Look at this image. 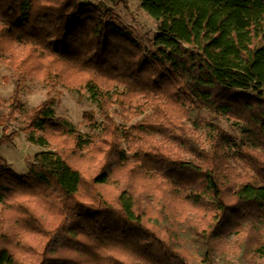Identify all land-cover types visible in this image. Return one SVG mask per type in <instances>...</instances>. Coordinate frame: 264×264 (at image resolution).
<instances>
[{
    "label": "trees",
    "instance_id": "trees-1",
    "mask_svg": "<svg viewBox=\"0 0 264 264\" xmlns=\"http://www.w3.org/2000/svg\"><path fill=\"white\" fill-rule=\"evenodd\" d=\"M136 1L144 42L108 6L0 0V58L101 119L12 91L44 149L23 175L0 156V264H264V0Z\"/></svg>",
    "mask_w": 264,
    "mask_h": 264
},
{
    "label": "rangeland",
    "instance_id": "rangeland-1",
    "mask_svg": "<svg viewBox=\"0 0 264 264\" xmlns=\"http://www.w3.org/2000/svg\"><path fill=\"white\" fill-rule=\"evenodd\" d=\"M81 4L108 6L112 8L118 24L127 27L142 42L155 31L153 19L140 7L136 0H79ZM18 87L19 100L23 108L32 109L37 104L52 100L54 118L65 127L75 128L79 132H88L87 123L82 119L84 113L98 118V105L84 90L63 88L59 84L54 87L46 85L39 79L19 77L17 71L7 66L0 58V137L9 136L10 140L0 144L2 162L18 175L26 174L27 162L44 148L29 142L27 130H21L23 124L19 113L8 115V99L12 91ZM120 125H130L139 119L131 118L126 113L113 116ZM128 117L129 120H125ZM224 126L227 122H223Z\"/></svg>",
    "mask_w": 264,
    "mask_h": 264
},
{
    "label": "water",
    "instance_id": "water-1",
    "mask_svg": "<svg viewBox=\"0 0 264 264\" xmlns=\"http://www.w3.org/2000/svg\"><path fill=\"white\" fill-rule=\"evenodd\" d=\"M200 264H204V263H200Z\"/></svg>",
    "mask_w": 264,
    "mask_h": 264
}]
</instances>
